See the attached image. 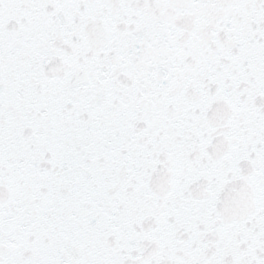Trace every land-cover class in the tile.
Returning a JSON list of instances; mask_svg holds the SVG:
<instances>
[{
  "label": "snow or ice",
  "instance_id": "obj_1",
  "mask_svg": "<svg viewBox=\"0 0 264 264\" xmlns=\"http://www.w3.org/2000/svg\"><path fill=\"white\" fill-rule=\"evenodd\" d=\"M0 264H264V0H0Z\"/></svg>",
  "mask_w": 264,
  "mask_h": 264
}]
</instances>
